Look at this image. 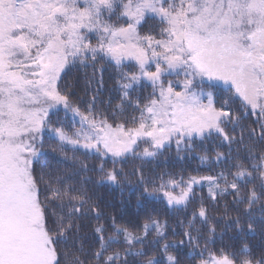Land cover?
<instances>
[{
  "label": "snow or ice",
  "instance_id": "obj_1",
  "mask_svg": "<svg viewBox=\"0 0 264 264\" xmlns=\"http://www.w3.org/2000/svg\"><path fill=\"white\" fill-rule=\"evenodd\" d=\"M0 264H264V0H0Z\"/></svg>",
  "mask_w": 264,
  "mask_h": 264
},
{
  "label": "trees",
  "instance_id": "obj_2",
  "mask_svg": "<svg viewBox=\"0 0 264 264\" xmlns=\"http://www.w3.org/2000/svg\"><path fill=\"white\" fill-rule=\"evenodd\" d=\"M89 71H91L89 69ZM110 75H111V70H109L108 73L105 74V80H106V87L107 88H112L113 87V81L110 79ZM82 76H83V72L82 71H79V70H74L73 72L69 73L68 75V80L72 83H76L77 80L80 81V84L83 83L82 81ZM76 92H77V96H76V99L78 101H80L81 99H87V96H85V94L83 93L82 91V88L77 85L76 87ZM107 93L105 94V98L107 97ZM117 102L116 98L113 99V103L115 104ZM226 149H221V151H225ZM199 151V150H198ZM176 154H175V150L172 149L168 152H166L164 154V156L160 157L158 161H154L152 164H149L147 165V169L149 170H153V174L155 172H161V171H164L165 169H168V170H173L174 168L175 169H179L181 167H187L188 168V171L191 172L193 168L197 167L200 165V161L196 158H192L190 160H187V161H184L183 163H180V162H177L176 158H175ZM139 163V162H137ZM132 165L129 164L126 166V169L127 168H131ZM201 172L203 174H207V168L206 167H201ZM195 174V173H193ZM133 180L135 179L134 177L132 178ZM101 192L102 195L105 196V199L110 201L111 203L115 204L116 205V208L115 209H109V211H118L119 210V200L121 199V196H120V192L119 190H115L111 193H107L105 191V189L101 188L99 190ZM198 191H201L200 189H198ZM205 191V194H206V189L204 190ZM127 195V194H125ZM230 199V198H229ZM135 202H136V197L133 196L131 198V206L130 208L128 209V211L130 213H135L136 209H135ZM164 215H169V213L165 212L163 213ZM144 218V214L141 213L140 214V220H142ZM179 218H183V213L180 214V217ZM122 223L123 222H126V221H121ZM172 222L173 224H175V219L173 218L172 219ZM101 223H106V221H101ZM223 229V225H221L219 228H218V232L221 231ZM235 234L232 232V231H229L227 235H224L223 237V240H221L219 237L216 238V244L214 245V247H223L225 244H234V245H237L239 246L240 244H243V243H248L250 245H257L260 243V237L257 236L255 238L253 237H245L243 239H232L231 237H233Z\"/></svg>",
  "mask_w": 264,
  "mask_h": 264
}]
</instances>
